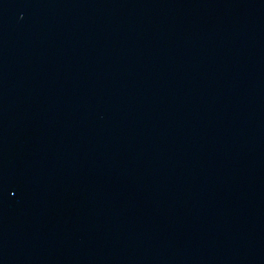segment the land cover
I'll return each mask as SVG.
<instances>
[{"label": "water", "instance_id": "water-1", "mask_svg": "<svg viewBox=\"0 0 264 264\" xmlns=\"http://www.w3.org/2000/svg\"><path fill=\"white\" fill-rule=\"evenodd\" d=\"M0 264H264V0H0Z\"/></svg>", "mask_w": 264, "mask_h": 264}]
</instances>
